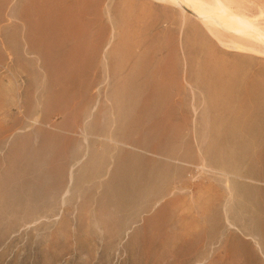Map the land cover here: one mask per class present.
<instances>
[{
	"label": "rangeland",
	"instance_id": "rangeland-1",
	"mask_svg": "<svg viewBox=\"0 0 264 264\" xmlns=\"http://www.w3.org/2000/svg\"><path fill=\"white\" fill-rule=\"evenodd\" d=\"M236 1L262 33L264 0ZM202 19L181 0H0V264H264V54ZM46 28L63 46H34ZM125 81L153 99L133 122L130 101L113 116Z\"/></svg>",
	"mask_w": 264,
	"mask_h": 264
},
{
	"label": "bare ground",
	"instance_id": "bare-ground-1",
	"mask_svg": "<svg viewBox=\"0 0 264 264\" xmlns=\"http://www.w3.org/2000/svg\"><path fill=\"white\" fill-rule=\"evenodd\" d=\"M173 1L175 2V0H173ZM181 1L184 3V6L186 5L187 7L191 8L194 11V13L197 14V16L203 18L202 20H203L204 24L209 27V30L214 35H216L219 40L222 39L221 27H224L228 31H230V34H231L230 37L231 38L228 41V43H229V44H227L228 46L240 48V49H245V50H249V51H256V52L264 54V29H262L263 30L262 33L256 31V29H254L252 26L255 22V20L252 17L247 15L245 12L240 11L238 8L234 9V10L229 8L228 4H231L233 2H237L236 0H181ZM261 14L264 15V12H261ZM49 26L53 29V26L51 24ZM46 29L47 30H44V37H45V39L48 40V42L45 43L43 35H41L37 41L36 40L31 41L34 44V46H36L39 49L43 48L45 50L44 52L53 50L56 46H59V48L61 46H63V44H62L63 42L61 41L62 36H60V34H58V33H55L54 31L49 30L48 28H46ZM67 34H68V36L70 35L69 31H67ZM55 37H56V40H54ZM226 40H225V42H227ZM99 45L100 44H97L94 46L93 52H97V50L100 47ZM74 47L76 49H79L78 46H74ZM74 47H72V48H74ZM125 47L126 46L122 42L119 43L118 48H119L120 52L123 49H124L123 50V52H124L126 49ZM62 52H64V51H62ZM132 67H138V68L139 67H146V63L143 64L141 59H140V60L134 61ZM129 87H130V81H125L121 85V89L118 92H116V94L114 95L115 102L113 101V105L115 106L116 109L114 108L113 116L115 117L114 118L115 121L119 120V118H118V120H116V117H118L117 113L124 111L125 108L122 107V104L126 103V101L131 102L130 108L127 110V112L130 113L129 115L131 117V122H133L134 119L140 118L141 115L144 114V111L146 109L150 108L152 110V108H153V105H152L153 99H149V98H146V99L144 98L143 102H141L142 104L139 105V107L137 106V104L138 103L140 104V101H141L138 98L140 87H142L141 85L134 87V91L131 90L130 93H129ZM154 94H156V92L153 93V96H154ZM217 94H220V93H217ZM155 98L157 99V96ZM156 109H157V107H156ZM257 109L258 108L251 107L250 109H248L246 111H247V114L249 115V114L254 113ZM226 110L229 112H232V113L236 112V110L233 107H230L229 105L227 106ZM261 110H262V108H261ZM86 111H89V107ZM87 114H89V113H87ZM242 114L243 113H240V112L235 113V118L232 121L233 123L229 127V131L231 134L237 133V129L240 126V122H241L240 118H241ZM119 125L120 124L118 123V126ZM127 125H128V123H127ZM129 125H131L130 122H129ZM1 126H2V128H1L2 132H4V131L8 132V130H6L5 125L2 124ZM257 128H258V126H257ZM0 140H2V138ZM228 151H229V149H228ZM229 152L231 154L233 153V151H229ZM231 154H229V155L231 156V159H232ZM226 156H227V154H226Z\"/></svg>",
	"mask_w": 264,
	"mask_h": 264
}]
</instances>
